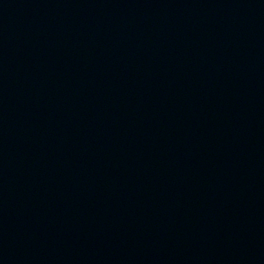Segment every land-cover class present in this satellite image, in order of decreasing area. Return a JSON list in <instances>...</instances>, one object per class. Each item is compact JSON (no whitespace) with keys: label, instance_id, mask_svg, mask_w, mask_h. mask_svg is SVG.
I'll use <instances>...</instances> for the list:
<instances>
[{"label":"water","instance_id":"water-1","mask_svg":"<svg viewBox=\"0 0 264 264\" xmlns=\"http://www.w3.org/2000/svg\"><path fill=\"white\" fill-rule=\"evenodd\" d=\"M264 204V0H0V264H121Z\"/></svg>","mask_w":264,"mask_h":264}]
</instances>
